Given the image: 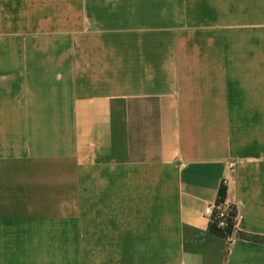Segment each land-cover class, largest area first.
Instances as JSON below:
<instances>
[{
	"label": "crops",
	"instance_id": "0c3cea01",
	"mask_svg": "<svg viewBox=\"0 0 264 264\" xmlns=\"http://www.w3.org/2000/svg\"><path fill=\"white\" fill-rule=\"evenodd\" d=\"M248 236L264 0H0V264H264Z\"/></svg>",
	"mask_w": 264,
	"mask_h": 264
},
{
	"label": "built area",
	"instance_id": "2783aa9c",
	"mask_svg": "<svg viewBox=\"0 0 264 264\" xmlns=\"http://www.w3.org/2000/svg\"><path fill=\"white\" fill-rule=\"evenodd\" d=\"M226 184L227 179L223 178L221 186L225 188ZM204 214L209 225L213 224L218 229L225 230L230 225L231 231L227 238L238 229L241 221V216L233 210L231 204L225 198H219V195L214 202L205 206Z\"/></svg>",
	"mask_w": 264,
	"mask_h": 264
},
{
	"label": "trees",
	"instance_id": "16d2710c",
	"mask_svg": "<svg viewBox=\"0 0 264 264\" xmlns=\"http://www.w3.org/2000/svg\"><path fill=\"white\" fill-rule=\"evenodd\" d=\"M219 198L221 199H224L225 198V188H221L220 191H219ZM209 229L211 232L217 234V235H220L222 237H225L227 238V236L229 235L230 231H231V228H230V225L225 229V230H221V229H218L216 228L213 224H210L209 225ZM247 238L249 239H252V240H264L263 238H259V237H256V236H248Z\"/></svg>",
	"mask_w": 264,
	"mask_h": 264
}]
</instances>
